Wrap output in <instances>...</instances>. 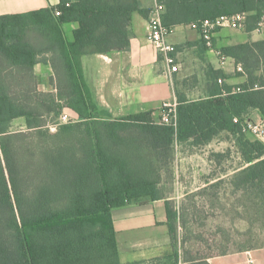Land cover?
I'll return each mask as SVG.
<instances>
[{
  "label": "trees",
  "instance_id": "trees-1",
  "mask_svg": "<svg viewBox=\"0 0 264 264\" xmlns=\"http://www.w3.org/2000/svg\"><path fill=\"white\" fill-rule=\"evenodd\" d=\"M156 1L170 31L247 13L251 32L250 22L264 12V0ZM133 13L148 14L137 0H60L49 9L0 16V264H122L111 212L161 200L151 162L169 160L175 143L204 145L221 133H243L251 111L264 121V40L221 49L215 44L242 65L246 81L233 92L211 72L207 98L178 96L175 126L155 123L150 112L115 119L99 109L82 57L126 51ZM73 23L69 41L63 27ZM38 64L52 70L51 91L38 90ZM76 95L89 119L50 133L62 102ZM18 119L25 130L12 132ZM237 146L246 166L234 186L253 192L264 219V145L238 138ZM165 204L173 238L174 217ZM208 258L181 261L174 252L156 263L209 264Z\"/></svg>",
  "mask_w": 264,
  "mask_h": 264
},
{
  "label": "crops",
  "instance_id": "crops-1",
  "mask_svg": "<svg viewBox=\"0 0 264 264\" xmlns=\"http://www.w3.org/2000/svg\"><path fill=\"white\" fill-rule=\"evenodd\" d=\"M137 1L140 9L148 13L157 3L156 0ZM59 2L60 0H0V16L49 9ZM147 20L148 14H132L129 47L126 51L82 57L84 79L92 100L112 118L150 112L152 121H155L164 105L177 106L178 96L190 102L205 99L211 87L210 80L206 79L205 84H189L187 78L194 77L196 81L209 71L223 76L220 85L235 88L236 84L245 82L244 74L239 73L238 78L230 75L231 68H234L231 59L222 66L217 57L207 53L199 35L186 26L175 27L169 33L168 42L176 49L174 58L180 67L179 72L170 74L163 57L146 41ZM76 27L75 23L63 27L69 41L72 40V31ZM249 34L259 35L253 30L251 33L246 30L236 33L224 28L218 31L214 41L216 46H234L249 42ZM34 73L38 90L51 91L48 85L52 76L51 68L38 64ZM178 82L183 85L181 92L177 88ZM188 93H196L199 97H189ZM249 115L253 121L261 120L257 111H251ZM23 126L25 128V124ZM111 215L120 262L157 264L156 260L164 256V248L169 240L165 201L158 200L146 205L127 204L115 208ZM207 261L209 264H264V246L212 256Z\"/></svg>",
  "mask_w": 264,
  "mask_h": 264
},
{
  "label": "rangeland",
  "instance_id": "rangeland-1",
  "mask_svg": "<svg viewBox=\"0 0 264 264\" xmlns=\"http://www.w3.org/2000/svg\"><path fill=\"white\" fill-rule=\"evenodd\" d=\"M254 25L255 21H251L249 27ZM247 37L250 43L264 40V35L249 34ZM230 75L240 77L233 67ZM210 76L211 71L196 81L194 77L187 80L189 84H205ZM181 84L177 85L179 92L183 90ZM188 96L199 97L196 93H188ZM68 114L73 116L72 112ZM23 124L22 119L15 120L11 131H24ZM51 126H47L50 133H55L56 128L51 130ZM238 138L264 145L247 134L221 133L204 145L175 143L169 160L151 162L155 172L151 178L161 200L171 210L175 228L173 238L169 236L164 248V256L157 260L164 263L165 257L174 252L182 261L264 246V219L259 200L252 191L234 186L236 175L246 166L237 146ZM148 167L146 163L145 168Z\"/></svg>",
  "mask_w": 264,
  "mask_h": 264
},
{
  "label": "built area",
  "instance_id": "built-area-1",
  "mask_svg": "<svg viewBox=\"0 0 264 264\" xmlns=\"http://www.w3.org/2000/svg\"><path fill=\"white\" fill-rule=\"evenodd\" d=\"M163 12L164 7L158 2L150 9L146 27V41L158 52V54L163 57L164 63L169 68L170 74H174L179 72L180 67L176 64L174 58L176 49L168 42L170 30L162 24ZM55 15L59 16V12H56ZM248 16L249 15L247 13H238L232 16H220L212 20H204L200 23H193L189 26V28L199 35L207 53L217 57L220 64L223 66L230 58L224 56L216 48L214 38L218 31L224 28H229L236 33L245 32ZM253 32L259 35L264 34V12L257 21ZM234 68L238 73L244 74L240 64L234 65ZM218 84H222V80L219 79ZM237 91H239V89H233V92ZM86 108L85 102L80 95H76L63 101V112L60 114L57 122L53 124L50 129L55 130V128L59 125L87 121L89 119V113ZM68 112H72L73 116H70ZM154 122L167 126H175L176 106H172L170 104L164 105L159 111L158 117ZM233 122H238V119H234ZM242 132L264 143L263 120H244L242 123Z\"/></svg>",
  "mask_w": 264,
  "mask_h": 264
}]
</instances>
